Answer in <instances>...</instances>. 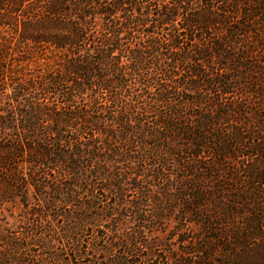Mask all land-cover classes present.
Here are the masks:
<instances>
[{"label":"trees","instance_id":"trees-1","mask_svg":"<svg viewBox=\"0 0 264 264\" xmlns=\"http://www.w3.org/2000/svg\"><path fill=\"white\" fill-rule=\"evenodd\" d=\"M167 155L187 171L173 193ZM15 202L27 241L0 230V264H41L29 248L58 241L49 264H79L78 235L117 230L118 206L141 225L100 264H264V0H0V206ZM165 218L177 240L196 231L162 258L143 233Z\"/></svg>","mask_w":264,"mask_h":264},{"label":"rangeland","instance_id":"rangeland-1","mask_svg":"<svg viewBox=\"0 0 264 264\" xmlns=\"http://www.w3.org/2000/svg\"><path fill=\"white\" fill-rule=\"evenodd\" d=\"M153 7V6H152ZM164 51V50H162ZM159 81L162 82L163 84L167 83V84H171L169 81L164 80L165 77L163 78V80H161L160 77ZM136 89H138V92L140 88H138L136 86ZM156 93L155 90H153V88H150L147 90V92H144L143 94V99H145L146 101H152L151 98H153ZM141 95V93H140ZM126 98V101L128 103H130V99H127V96L124 97V99ZM155 98V97H154ZM154 100V99H153ZM151 104L153 105V107L158 111H162L165 112V108L161 107V104L158 103H154L151 102ZM149 106H146V108H148ZM188 111V110H187ZM136 112H138L137 115H139V117L142 119V123L140 124L141 127L144 128H152V129H157L156 126H154L153 121H154V114L152 112L147 113V117H144L146 114L143 115V111L140 108H137ZM142 112V113H141ZM140 113V114H139ZM136 114H134L135 116ZM137 125L135 124V127ZM148 128V129H149ZM86 136V135H85ZM143 147H140L139 150H142ZM178 155H167L165 156L166 160H167V165H164L162 167V171L164 172V180H162L164 183V186L166 187V190L168 192L173 193L174 191V187L176 184V181L179 179V175H184L187 171H184L178 164H177V157ZM180 161V160H179ZM150 163H155V160L153 161L152 159L148 162ZM147 166V165H146ZM150 166V165H149ZM147 166V167H149ZM161 167V166H160ZM158 166V168H160ZM151 169V167L149 168ZM180 175V176H181ZM142 178V177H141ZM153 190H156L154 187L152 188ZM101 190L98 191V193ZM83 196L85 197L86 193L83 192L82 193ZM135 197H132V193L128 192L127 194H125V199L127 206L130 204L128 201H130V199H133ZM106 201L110 202L113 201V199H109L107 198V196L102 195L99 199H98V207L101 205H104L106 203ZM37 201L31 200L30 201V205L28 207H34V209H38V206L36 205ZM18 202L15 203H4L3 205L0 206V230L6 234L9 235V237H12L13 239H16L17 241L22 242L23 244L27 241L24 239H22V234L25 231V229L28 227V221L26 218L23 217V207H18L20 205H18ZM35 204V205H34ZM151 203L148 202L147 205L143 206L142 209H145V216L147 213V217L149 218L151 215V210L152 207L150 205ZM46 205L43 204V208L45 211H47V207H45ZM60 207V206H59ZM58 207V208H59ZM53 209V207H51ZM21 209V212H20ZM55 209V208H54ZM57 209V208H56ZM151 209V210H150ZM118 210L121 211V213L124 216H121L120 218L125 219L123 221L124 224L119 225L120 227H118L117 230H110L109 228H107V226H109V223H104L102 222L101 225H98L97 227H92L94 229H91L90 227L88 229H84L78 236H79V243L81 242L82 245H79V249H80V256L83 258H80L78 263L79 264H100L99 261L103 258H106V256L110 257V258H115L118 256L122 255V248H118V243L120 242V239H122V237L125 235V233H128L129 235H131L134 231H137L139 229V226L141 225V223H139L138 221L134 220V218L131 216L130 212L128 209H126V206H118ZM115 216V215H114ZM120 215H117V217H119ZM37 219V223L39 225L40 228H38V232H42V235L44 236L45 239H47L49 236L53 235H57V233H59V227L58 225H60V221L62 220V218L54 220V219H50L49 217H45L43 216L42 218L40 217H36ZM30 222V220H29ZM31 223V222H30ZM176 220L172 219V218H165V220H163V224H161L158 228H160L162 231L158 232L155 230H149L147 232L146 229H144L143 234L145 235V240L152 242L153 240L158 239L159 241H162V245L160 246H156L154 248H152L151 251H153L155 253V255H157L158 257H162L164 258L166 253H181L180 251H182L183 249H185V244H183V242H181L182 238H186L189 239L188 237L192 235L193 232L196 231V226L193 224H188L186 225V230L184 232H180L178 237L179 240L176 239V234L173 235V225H175ZM185 228V226H183ZM141 229V228H140ZM60 242H52V246H53V250L55 249H59L60 247ZM75 241L73 240V242L70 243H74ZM64 243H66L64 241ZM93 244V246L99 248V249H103V247H106L108 250L105 251V249H103L104 252L100 251V252H93V250H88L87 249L90 248V244ZM138 248L140 250L139 252V256H144L147 255V253L149 252L148 248H145L140 246V244H137ZM115 248V249H114ZM30 249V253H33L36 258H41L43 259V257H45L47 259V261H42L41 264H49L51 262V258H49L50 256V250L52 249H42L38 246H33ZM52 250V251H53ZM88 253V254H87ZM94 253V254H93ZM92 254V256H91ZM139 256L137 255L136 259L139 258Z\"/></svg>","mask_w":264,"mask_h":264}]
</instances>
